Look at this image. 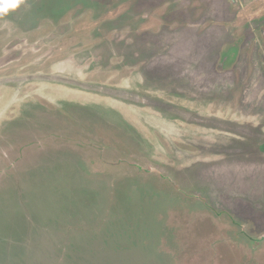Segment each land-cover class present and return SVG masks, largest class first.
I'll use <instances>...</instances> for the list:
<instances>
[{
	"label": "rangeland",
	"instance_id": "obj_1",
	"mask_svg": "<svg viewBox=\"0 0 264 264\" xmlns=\"http://www.w3.org/2000/svg\"><path fill=\"white\" fill-rule=\"evenodd\" d=\"M244 232L264 235V0L0 14V264H264Z\"/></svg>",
	"mask_w": 264,
	"mask_h": 264
},
{
	"label": "clouds",
	"instance_id": "obj_2",
	"mask_svg": "<svg viewBox=\"0 0 264 264\" xmlns=\"http://www.w3.org/2000/svg\"><path fill=\"white\" fill-rule=\"evenodd\" d=\"M18 6V0H0V14H7Z\"/></svg>",
	"mask_w": 264,
	"mask_h": 264
},
{
	"label": "flooded vegetation",
	"instance_id": "obj_3",
	"mask_svg": "<svg viewBox=\"0 0 264 264\" xmlns=\"http://www.w3.org/2000/svg\"><path fill=\"white\" fill-rule=\"evenodd\" d=\"M244 237H247V239H249V241H252L253 243L256 242V241H259V245H264V235H258V236H255L253 235L252 233H249V232H244ZM257 243V242H256Z\"/></svg>",
	"mask_w": 264,
	"mask_h": 264
}]
</instances>
